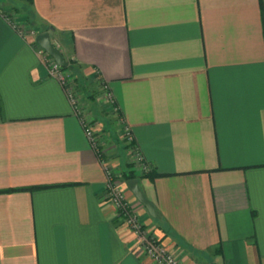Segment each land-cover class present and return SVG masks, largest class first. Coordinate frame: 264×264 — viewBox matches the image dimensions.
Returning a JSON list of instances; mask_svg holds the SVG:
<instances>
[{
	"label": "crops",
	"instance_id": "crops-1",
	"mask_svg": "<svg viewBox=\"0 0 264 264\" xmlns=\"http://www.w3.org/2000/svg\"><path fill=\"white\" fill-rule=\"evenodd\" d=\"M22 2L0 0V264H154L36 38L8 18L70 64L106 160L156 206L161 219L127 186L151 233L185 264H264V0ZM125 126L160 177L133 167Z\"/></svg>",
	"mask_w": 264,
	"mask_h": 264
},
{
	"label": "built area",
	"instance_id": "built-area-1",
	"mask_svg": "<svg viewBox=\"0 0 264 264\" xmlns=\"http://www.w3.org/2000/svg\"><path fill=\"white\" fill-rule=\"evenodd\" d=\"M8 20L23 37L35 39L38 36L34 30L17 24L12 18H8ZM37 53L42 60V64L47 68L49 75L63 88L75 116L79 119L91 148L104 169L107 178L105 197L134 235L137 253L144 255L145 258L150 259L154 264H185L177 254L171 252L155 234L144 226L138 211L132 207L127 198V184L119 181L114 168L106 160V142L95 130L87 108L76 92L71 76L44 49L39 47ZM103 92L104 100L113 105L114 98L107 85H103ZM122 131L124 143L129 148L128 156L130 162L140 174L147 175L150 171V166L136 146L133 132L128 126H125Z\"/></svg>",
	"mask_w": 264,
	"mask_h": 264
},
{
	"label": "water",
	"instance_id": "water-1",
	"mask_svg": "<svg viewBox=\"0 0 264 264\" xmlns=\"http://www.w3.org/2000/svg\"><path fill=\"white\" fill-rule=\"evenodd\" d=\"M36 43L42 49H44L62 68H67L69 66V63L64 58L63 54L51 41L49 33L39 34L36 37ZM126 183L130 191L133 193L136 199L146 208L150 216L155 219H161L157 212L155 204L145 196L142 189L140 188L139 180L131 179L126 181Z\"/></svg>",
	"mask_w": 264,
	"mask_h": 264
},
{
	"label": "trees",
	"instance_id": "trees-1",
	"mask_svg": "<svg viewBox=\"0 0 264 264\" xmlns=\"http://www.w3.org/2000/svg\"><path fill=\"white\" fill-rule=\"evenodd\" d=\"M21 1H25L27 4L32 5L33 4V0H21ZM35 46L38 47V44L35 42ZM39 48V47H38ZM68 69H70V64L67 68H64L65 71H67ZM128 146L126 147V151L128 152ZM145 177H149L151 179H154L156 177H160V175L154 174V173H149L147 175H144ZM136 178L135 174L133 172H129V173H123L122 174V179L126 182L128 180L134 179Z\"/></svg>",
	"mask_w": 264,
	"mask_h": 264
},
{
	"label": "rangeland",
	"instance_id": "rangeland-1",
	"mask_svg": "<svg viewBox=\"0 0 264 264\" xmlns=\"http://www.w3.org/2000/svg\"><path fill=\"white\" fill-rule=\"evenodd\" d=\"M8 2L11 4V5H13V6H19V5H24V3L21 1V0H8ZM90 91V96H92V97H95V94H97L94 90H89ZM92 91H94L93 93H91ZM76 92H78L77 90H76ZM81 95V94H80ZM78 96H79V94H78ZM98 96V95H97ZM80 97V96H79ZM96 101V100H95ZM83 102V101H82ZM84 103V105H86V103L85 102H83ZM87 108V107H86ZM105 123H106V121H105ZM127 154H128V152H127ZM129 155V154H128ZM129 157V156H128ZM123 159H124V156H123Z\"/></svg>",
	"mask_w": 264,
	"mask_h": 264
},
{
	"label": "flooded vegetation",
	"instance_id": "flooded-vegetation-1",
	"mask_svg": "<svg viewBox=\"0 0 264 264\" xmlns=\"http://www.w3.org/2000/svg\"><path fill=\"white\" fill-rule=\"evenodd\" d=\"M150 173V171L147 173V174H149ZM118 176V175H117ZM127 184V183H126Z\"/></svg>",
	"mask_w": 264,
	"mask_h": 264
}]
</instances>
